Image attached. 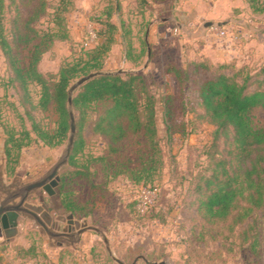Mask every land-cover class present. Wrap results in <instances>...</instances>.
Returning <instances> with one entry per match:
<instances>
[{
  "label": "rangeland",
  "instance_id": "rangeland-1",
  "mask_svg": "<svg viewBox=\"0 0 264 264\" xmlns=\"http://www.w3.org/2000/svg\"><path fill=\"white\" fill-rule=\"evenodd\" d=\"M70 1L65 13L69 38L56 40L45 52L41 72L56 75L66 61L91 49L102 28L99 21H105L109 5L115 7L112 21L120 28L119 40L102 71H121L123 77L141 75L159 99L163 165L153 188L135 183L127 173L118 174L121 167L127 169L128 159L137 161L138 146L134 140L112 145L95 133L91 121L97 113H93L81 132L84 149L79 159L87 167L85 175H73L75 168L67 163L58 171L60 182L54 194L38 189L29 198L34 206H40L42 199L60 230L77 235L79 240L53 238L31 217L22 216L18 234L0 242V264H264V208L249 221L210 225L193 204L197 181L210 175L216 160L223 157L211 148L214 127L198 117L201 110L196 105L193 81L210 73L196 63L264 66V14H254L246 0ZM59 4L60 0H47L46 12L32 24L33 29L40 33L54 29ZM38 5V0L6 1L5 35L20 66L27 65L31 46L18 41V34L33 36L24 25ZM121 22L123 30L130 31L126 37H120ZM207 23L221 25L205 28ZM168 65L185 66L191 80L180 82L175 75L165 74ZM225 72L232 74V70ZM14 77L0 47V201L49 173L62 159L68 143L67 139L51 148L36 140L34 123L53 131L57 115L52 106L47 110L39 107L40 87L35 84L29 86L32 104L24 105L18 82L12 83ZM168 96L171 115L166 117L163 98ZM254 125L264 126L261 110L254 112ZM24 127L34 142L7 157L6 140L13 131L23 140ZM225 147L221 141L218 151ZM63 178L64 191L70 195L67 200L59 190ZM65 201L75 202L76 212L68 210ZM250 227V233L259 234L255 253L246 236Z\"/></svg>",
  "mask_w": 264,
  "mask_h": 264
},
{
  "label": "trees",
  "instance_id": "trees-1",
  "mask_svg": "<svg viewBox=\"0 0 264 264\" xmlns=\"http://www.w3.org/2000/svg\"><path fill=\"white\" fill-rule=\"evenodd\" d=\"M6 1L0 0V47L15 75L12 83L18 82L24 105L32 104L29 86L35 84L40 87L38 105L43 110L53 107L57 115L56 128L46 131L34 123L33 132L37 134L36 140L51 148L58 147L68 139L70 132L68 91L71 85L90 73L102 71L112 46L118 43L120 28L112 21L115 7L109 5L105 21H99L102 28L96 32L95 45L79 58L62 64L56 75L46 76L40 70L42 57L56 40H68L65 13L72 2L60 0V4L55 7L54 29L40 33L33 29L32 24L45 14L47 0H38V7L24 25V29L33 33V36L18 34V41L31 46L27 65L20 66L5 35ZM246 1L254 14H264V1ZM123 25L121 22L120 37L130 34V31L123 30ZM207 63H196V67L207 70L210 75L193 81L195 100L201 110L198 117L214 127L211 148L223 157H218L221 159L216 160L210 175H202L197 181L193 204L207 224L219 225L229 220L242 223L264 208V126L254 125V112L261 110L264 113V66L238 67L233 62ZM186 70L185 66L168 65L164 72L175 75L180 82H188L191 78ZM228 70H232V74L225 72ZM163 101L166 104L165 115L170 116L171 97H164ZM158 102L157 96L148 89L146 80L137 74H126L125 77L99 76L82 85L73 98L76 136L68 161L75 168L73 175H85L83 170L87 167L80 164L79 159L84 149L81 132L90 123L91 115L97 113L96 119L91 121L95 133L106 137L112 145L134 140L138 146L137 161L128 159L127 169L121 167L118 174L127 173L137 184H153L155 175L163 165ZM17 134L11 132L5 142L7 157H11L14 150L21 151L35 140L25 127L22 133L24 141L16 137ZM221 141L226 145L222 152L218 151ZM211 158L215 160L214 156ZM64 189L65 178L59 190L61 194H66L67 200L70 195ZM64 204L73 213L78 209L75 202ZM251 231L250 227L246 236L249 249L255 253L259 234Z\"/></svg>",
  "mask_w": 264,
  "mask_h": 264
},
{
  "label": "flooded vegetation",
  "instance_id": "flooded-vegetation-1",
  "mask_svg": "<svg viewBox=\"0 0 264 264\" xmlns=\"http://www.w3.org/2000/svg\"><path fill=\"white\" fill-rule=\"evenodd\" d=\"M50 174H51V171H49V173H47L40 180L50 176ZM57 175H58V173L53 175L43 185V187L38 188V189H43L46 193H48V195L54 194V188L58 185L56 178H55ZM40 180H38V181H40ZM35 182H37V181H35ZM29 184H31V183L25 184L19 188L14 189L12 192L7 193L4 200L0 201V242L8 240L7 234L5 233V229L3 227L2 219L4 216H7V219L10 220L8 215L11 212H16L19 215L18 221H19L20 217H22V216L31 217L36 223H38L44 229V231L49 236H51L53 238L61 239V240H67V241H70V240L74 241V239H76L77 235H74L71 232H68L64 229L60 230L59 225H57L58 221H54V219L50 216V213H49L46 205H44L42 199H41L42 203L40 206H34V205L29 204V201H30L29 198H30L31 194L34 193L35 191H37L38 189L33 190L32 192H30L26 196L25 202L22 206L25 207L26 204H28L29 206L25 207V209L27 211H21V210L20 211H12V208L19 205L20 202L22 201L23 197L26 194L24 189ZM59 231H61V232H59ZM77 239L79 240V237ZM77 239H76V241H77Z\"/></svg>",
  "mask_w": 264,
  "mask_h": 264
},
{
  "label": "water",
  "instance_id": "water-1",
  "mask_svg": "<svg viewBox=\"0 0 264 264\" xmlns=\"http://www.w3.org/2000/svg\"><path fill=\"white\" fill-rule=\"evenodd\" d=\"M118 9V6H117ZM221 24H214V23H207L205 24V28L207 27H211V26H220ZM150 59V48H148V61ZM148 61L146 63V65L148 64ZM121 71L117 72V73H113V72H105V71H99V72H93L90 73L89 75L80 78L78 80H76L70 87L68 94H69V99H68V110L70 113V134H69V138H68V143L66 145V149L64 152V155L62 157V159L55 164V166L52 168L51 170V174L50 176L37 181V182H33L29 185H27L25 187V196L23 197L22 201L20 202L19 205L15 206L12 208V211H27L25 209V207L29 206L28 204H26L25 207H23L22 205L25 202L26 196L32 192L35 189L41 188L43 187V185L55 174L58 173V171L68 163L69 161V157L71 154V151L73 149V145H74V140H75V136H76V122H75V115H74V110H73V98L75 93L77 92V90L84 85L85 83H87L88 81L99 77V76H106V75H120ZM56 181L57 183L60 182V177L57 175L56 177ZM9 218L10 220L7 219V216H4L2 219L3 222V227L5 229V233L7 234V239H11L14 236H16L18 234V217L19 215L16 212H11L9 213ZM82 233V231L78 232V235H80Z\"/></svg>",
  "mask_w": 264,
  "mask_h": 264
},
{
  "label": "built area",
  "instance_id": "built-area-1",
  "mask_svg": "<svg viewBox=\"0 0 264 264\" xmlns=\"http://www.w3.org/2000/svg\"><path fill=\"white\" fill-rule=\"evenodd\" d=\"M93 41H94V36L91 37V42H93Z\"/></svg>",
  "mask_w": 264,
  "mask_h": 264
}]
</instances>
